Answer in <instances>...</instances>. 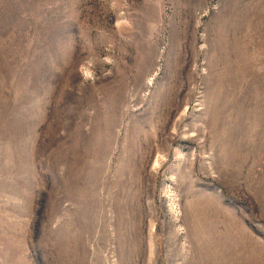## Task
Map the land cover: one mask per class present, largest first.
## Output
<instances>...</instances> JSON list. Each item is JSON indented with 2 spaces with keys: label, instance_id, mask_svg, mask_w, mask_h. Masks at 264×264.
Segmentation results:
<instances>
[{
  "label": "rangeland",
  "instance_id": "rangeland-1",
  "mask_svg": "<svg viewBox=\"0 0 264 264\" xmlns=\"http://www.w3.org/2000/svg\"><path fill=\"white\" fill-rule=\"evenodd\" d=\"M0 264H264V0H0Z\"/></svg>",
  "mask_w": 264,
  "mask_h": 264
}]
</instances>
